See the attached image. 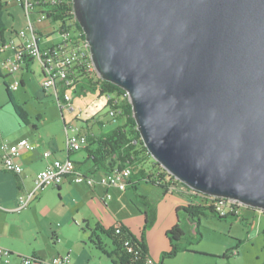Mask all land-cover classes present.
I'll use <instances>...</instances> for the list:
<instances>
[{"label": "water", "instance_id": "water-1", "mask_svg": "<svg viewBox=\"0 0 264 264\" xmlns=\"http://www.w3.org/2000/svg\"><path fill=\"white\" fill-rule=\"evenodd\" d=\"M96 74L152 159L264 213V0H71Z\"/></svg>", "mask_w": 264, "mask_h": 264}, {"label": "crops", "instance_id": "crops-1", "mask_svg": "<svg viewBox=\"0 0 264 264\" xmlns=\"http://www.w3.org/2000/svg\"><path fill=\"white\" fill-rule=\"evenodd\" d=\"M8 14L12 16L11 13ZM50 26V23L46 21L36 24L37 32L41 34V38L51 33ZM7 28L11 29L12 27L7 26ZM8 55L9 53L5 56ZM30 67V62L25 64L22 68L25 70L18 72V77L13 75V79L8 84L17 78L20 85L25 86L23 74L30 71ZM12 95L17 102L13 93ZM71 104L72 99L68 103L62 102L61 105H58L62 112L66 110L69 113L74 110L70 107ZM62 117L64 118V115ZM63 122L64 128L71 127L70 124H66L65 119ZM94 125H96L97 131L93 132ZM103 128L104 124L100 120H87L85 128L78 126L75 129L80 134L100 136L106 134L103 133ZM35 129L38 127L35 126ZM36 134L28 131L26 134L23 133L16 137V140L9 142L16 144V142L25 139L34 145L32 150H21L18 162L22 167V172L15 175L0 170V247L13 253L9 264H19L20 256H33L47 260L56 255H67L71 259V264H113L110 258L92 245L89 240L91 231L95 226L106 230L123 224L135 237H141L145 223V206H143L145 200L140 196H144L156 212L153 226L143 232L148 255L154 263H159L161 255L170 250L171 242L167 238L166 232L176 225H179L184 232L183 238L179 242L180 252L174 258L164 260L162 264H172L171 260L174 261L179 257L186 261V264L194 261L193 258L208 257L192 250V247L197 246L201 234L198 237L194 229H191L189 234L186 233L185 222L190 224L189 216L182 210H178L191 203L193 199L185 193L168 191L165 194L161 192L162 195L155 192L157 201H151L149 197L138 191L143 183L150 185L146 182L136 183L134 189L129 184L123 191H119L115 187L101 184H96L93 187L83 183L76 184L69 176L56 188L49 187L36 191L27 208L18 210V199L34 190L35 178L39 172L46 168L50 159L69 158L77 171L97 180L103 175V173L95 172L91 162L87 159L89 151L93 150L92 146L87 144L78 152L67 153L65 151L66 135L65 139L61 138V140H53V138L43 140ZM45 151L50 152L48 159L43 158ZM79 152H83L84 155H79ZM152 187L153 191H157L154 190L157 187ZM128 189L134 192L132 198L129 195L118 194V192L121 193ZM125 202L132 205L131 210L127 208ZM238 219L242 221L247 218L240 216V218L226 221L232 224ZM200 226L201 220H199V232ZM100 240L102 241L101 237ZM109 244L111 245L110 241ZM104 247L108 252L112 250V246L109 249L106 245ZM228 254L229 250L224 255Z\"/></svg>", "mask_w": 264, "mask_h": 264}, {"label": "trees", "instance_id": "trees-1", "mask_svg": "<svg viewBox=\"0 0 264 264\" xmlns=\"http://www.w3.org/2000/svg\"><path fill=\"white\" fill-rule=\"evenodd\" d=\"M41 1H45L42 5V13H44L45 17L41 22L59 23L58 33L60 35L64 32H69L71 36L76 38L78 32H82L74 19L71 0ZM5 4L0 0V46L9 41L16 31L14 29H8L5 24V15L10 16L5 8ZM53 33L51 31L46 37ZM36 35L39 46V40L42 36L38 32H36ZM83 38L84 36L82 35ZM4 77L0 71V78L4 79ZM73 79V84L70 87L60 88L58 90L60 99L63 100L66 91H70L79 97L87 95L88 92L97 93L98 97H103L105 101V96L110 94L111 100L106 101L105 106L116 111L112 119H124V123L114 128L110 133L100 136L87 135V144L93 147V150L89 151L87 159L91 162L95 172L110 174L124 168H129L130 174L127 181L128 185L131 184L133 189L136 187V183L146 182V184L158 187L162 194L168 191L188 194L193 201L178 210H182L189 216V222L195 227V234L198 237L200 236L198 227L199 220L202 216H207V213L218 218L219 221H226L229 218H240L233 213L221 216L213 206L204 205L208 196L199 192L194 193L189 187L175 180L173 176L169 175L167 171L152 159L136 130L137 126L132 116V108L123 90L102 80L95 71L85 72L79 67L73 68ZM3 84L13 111L24 124L28 125L29 121L26 113L20 108L12 95L14 91L8 88L9 84L6 81H3ZM140 198L145 200L143 203V206H145V223L141 237H135L123 224H118L106 230L95 226L91 231L90 242L103 255L110 258L113 264L154 263L148 255L143 232L148 231L153 226L156 212L144 196H140ZM183 233L179 225L173 226L166 232L167 238L171 242L170 250L161 255V261L159 263L154 264H162L164 260L174 258L180 252L179 242L183 238ZM100 235L106 237L111 242L112 250L110 252L105 249L104 244L100 240ZM229 255H232L231 252H229ZM227 257L228 255L223 256V258Z\"/></svg>", "mask_w": 264, "mask_h": 264}, {"label": "rangeland", "instance_id": "rangeland-1", "mask_svg": "<svg viewBox=\"0 0 264 264\" xmlns=\"http://www.w3.org/2000/svg\"><path fill=\"white\" fill-rule=\"evenodd\" d=\"M5 8L12 16L5 15L4 21L11 29L21 30L25 29L28 25L27 18L23 10L17 5L15 0H2ZM14 16V18H13ZM31 20H36V15L31 16ZM51 30L54 32L48 37L40 39V47L52 46L62 39L58 33L59 23H50ZM3 54H0V61ZM25 70V69H22ZM20 70L19 73L22 71ZM1 74L4 79L0 78V143L16 140L21 134L34 132L43 140H61L65 139L64 122L70 124L72 128L82 126L85 128V121L100 120L104 124L103 133H110L114 128L124 123L123 118L112 119L108 110L109 107L105 106L103 97H98L97 93L88 92L85 96H77L72 93V112H63L59 108L53 91H44L41 87L42 73L41 68L37 62H32L30 71L25 72V86L19 87L17 91L12 92L17 99L18 105L26 113L29 124H24L15 114L11 104L8 101L5 86L3 81L9 83L13 79V74L1 68ZM19 73L14 74L18 77ZM64 115V118L62 117ZM38 127V129L33 128ZM93 132L97 131L96 125L93 127ZM92 133V132H91ZM17 143V142H16ZM79 155L84 153L79 152ZM34 186V182H33ZM153 185H145L143 183L138 189L140 193L149 197L151 201H157L155 192L161 194L160 189L155 188ZM133 191V190H132ZM128 189L118 194L129 195L133 197L134 192ZM154 192V193H151ZM162 195V194H161ZM119 198V197H118ZM127 199V198H125ZM129 202V201H128ZM125 202L127 208L132 209V205ZM142 206V205H141ZM241 216L247 218L246 220L235 221L230 224L227 221H219L218 218L207 213V216H202L200 234L197 246L192 247V250L202 253L208 257L193 258L194 261L190 264H264V213L257 209H250L245 206L240 207ZM214 217V218H212ZM230 219V218H229ZM228 220V219H227ZM186 233L189 234L190 230L195 227L188 222H185ZM196 232V231H195ZM193 233V232H192ZM104 245L107 249L111 247L108 239L100 235ZM229 250V252H236L237 256L228 254L227 258L221 257ZM181 257L176 260H171L172 264H186ZM190 259V258H188Z\"/></svg>", "mask_w": 264, "mask_h": 264}, {"label": "built area", "instance_id": "built-area-1", "mask_svg": "<svg viewBox=\"0 0 264 264\" xmlns=\"http://www.w3.org/2000/svg\"><path fill=\"white\" fill-rule=\"evenodd\" d=\"M17 5L23 10L27 18L28 25L25 29L16 30L13 37L0 46V54H3L0 61V69H4L7 74H16L28 62H37L41 68L42 84L44 91H53L55 99L59 105L62 102L68 103L72 99L70 91H66L63 100L59 98L58 90L67 88L73 84V68L79 67L85 72L95 71L90 60L88 45L82 39L83 32H78L76 38L69 32H64L60 36L62 39L55 46L40 48L37 43L36 24L44 20L42 5L45 1L41 0H15ZM36 15V20H31V16ZM82 31V30H81ZM9 53L8 56H5ZM72 77V78H71ZM20 81L15 78L10 84L9 89L15 91L20 86ZM60 85V86H58ZM58 86V87H57ZM128 98V95L125 93ZM106 101L111 100V95L105 96ZM109 116H115L116 111L112 108L108 110ZM65 151L74 153L80 151L87 145V135L80 134L77 129L65 127ZM32 150L34 145L25 139L16 144L0 143V170L18 175L22 172V167L18 162L21 150ZM50 152H43V158L48 159ZM130 174L129 168L121 169L110 174H103L98 180L92 176L84 175L74 168V163L66 158L64 160L50 159L44 170L38 173L34 180V190L24 197L18 199L17 209H25L35 196V192L45 188H56L69 176L76 184H85L93 187L96 184L115 187L123 191L128 185ZM196 191H194L195 193ZM198 193V192H197ZM206 206H213L214 209L223 216L233 213L241 216L240 202L234 199H219L208 196L204 202ZM232 256L236 252H231ZM13 253L0 247V263L9 264ZM19 264H71V259L67 255H56L47 260H42L33 256H20ZM149 264H154L149 262Z\"/></svg>", "mask_w": 264, "mask_h": 264}, {"label": "bare ground", "instance_id": "bare-ground-1", "mask_svg": "<svg viewBox=\"0 0 264 264\" xmlns=\"http://www.w3.org/2000/svg\"><path fill=\"white\" fill-rule=\"evenodd\" d=\"M9 88V87H8Z\"/></svg>", "mask_w": 264, "mask_h": 264}]
</instances>
